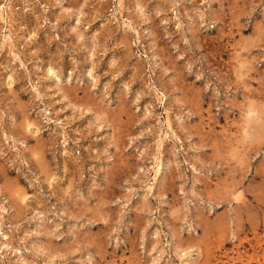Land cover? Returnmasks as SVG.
Segmentation results:
<instances>
[{
  "label": "rangeland",
  "instance_id": "rangeland-1",
  "mask_svg": "<svg viewBox=\"0 0 264 264\" xmlns=\"http://www.w3.org/2000/svg\"><path fill=\"white\" fill-rule=\"evenodd\" d=\"M0 264H264V0H0Z\"/></svg>",
  "mask_w": 264,
  "mask_h": 264
}]
</instances>
